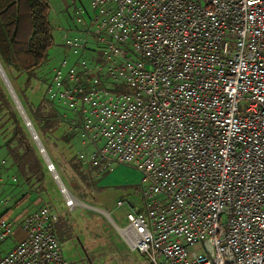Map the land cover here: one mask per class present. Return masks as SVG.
Returning a JSON list of instances; mask_svg holds the SVG:
<instances>
[{
    "label": "built area",
    "instance_id": "obj_1",
    "mask_svg": "<svg viewBox=\"0 0 264 264\" xmlns=\"http://www.w3.org/2000/svg\"><path fill=\"white\" fill-rule=\"evenodd\" d=\"M74 22L66 46L92 56L63 60L47 94L76 117L84 164L139 174L122 238L149 264H264V0H92ZM57 220L0 214L16 239L0 264H69Z\"/></svg>",
    "mask_w": 264,
    "mask_h": 264
},
{
    "label": "rangeland",
    "instance_id": "obj_2",
    "mask_svg": "<svg viewBox=\"0 0 264 264\" xmlns=\"http://www.w3.org/2000/svg\"><path fill=\"white\" fill-rule=\"evenodd\" d=\"M92 0H51L50 20L53 26L54 45L43 72L38 73L36 79L31 80L26 87L25 75L16 72L5 73L12 90L31 123L37 140L34 139L21 115L2 76L0 80L7 98L9 108H3L0 100V213L10 222H14L24 214L40 206H49L58 216L54 223V234L60 243L62 254L69 264H149L144 256L133 251L130 245L120 235V229L127 226V214L145 209L144 187L136 181L137 171L126 166H114L112 171L102 177L121 169L116 185L97 187L96 181L88 174H77L72 164L83 160L80 158L89 147H83L78 131L74 128V114L65 105H58L48 98L47 89L55 70L63 60L70 63L84 57L91 58V52L86 49H72L66 46V37L80 36L74 20L80 9L89 10ZM80 34V35H79ZM78 35V36H77ZM47 67V68H46ZM4 71V70H3ZM42 73V74H41ZM10 78V79H9ZM119 92H129L127 87H119ZM18 93H22L19 98ZM42 105L44 111L54 108L59 111L61 124L54 130L42 134L40 124H35L34 111ZM17 113L21 120L27 142L30 143L44 167L45 159L49 157L55 164L63 184L75 198L72 210L68 208L61 193L59 184L53 175L44 168V178L40 182L34 179L25 188L24 180L14 164L10 150L22 152L19 139L15 137L16 124L11 113ZM44 150V154L40 150ZM102 165V162H99ZM98 171L99 166L89 165ZM83 167V166H82ZM135 174V175H134ZM85 178V179H84ZM124 202V206L117 207V202ZM19 223H14L17 229ZM16 246V239L10 237L0 241V257L9 253Z\"/></svg>",
    "mask_w": 264,
    "mask_h": 264
},
{
    "label": "trees",
    "instance_id": "obj_3",
    "mask_svg": "<svg viewBox=\"0 0 264 264\" xmlns=\"http://www.w3.org/2000/svg\"><path fill=\"white\" fill-rule=\"evenodd\" d=\"M50 3L51 0H0V65L7 75L10 72L25 75L26 87L30 85L31 80L36 79L38 73L45 72L43 66L54 45ZM12 85L14 87V84ZM17 94L19 98L22 97V93ZM0 100L3 108H9L10 101L3 91L1 80ZM54 108L44 111L40 105L33 113V122L40 124L42 134L56 129L61 124L58 108ZM10 116L16 124L15 137L19 139V147L23 150L21 153L10 150L14 164L24 182L28 184L33 179L40 182L44 178L45 164L43 167L36 152L27 142L17 113L12 112ZM71 166L77 174L85 175L82 162L73 163ZM89 178L86 177V180L91 186Z\"/></svg>",
    "mask_w": 264,
    "mask_h": 264
},
{
    "label": "crops",
    "instance_id": "obj_4",
    "mask_svg": "<svg viewBox=\"0 0 264 264\" xmlns=\"http://www.w3.org/2000/svg\"><path fill=\"white\" fill-rule=\"evenodd\" d=\"M82 163H83V161H82ZM89 167H90L89 165L83 163V171L86 172L89 177L93 178L94 181H96L97 187H105V186H111V185H116L117 184L115 180L117 179L118 174L120 175V172H121L120 170L121 169H119L120 172L118 170H115L111 174L102 177L103 174H105V173L101 174V173H99V171H96V170H93V169H92V171H90ZM136 181L140 182V177L138 175H137ZM24 184H25V188L28 189V184L26 182H24ZM72 209L70 208V210H72ZM35 210H33V211H35ZM33 211H31V212H33ZM31 212H29V210H27V209L24 210V214L25 213H31ZM16 233H17V237L18 238L22 237V233H20L19 230H17Z\"/></svg>",
    "mask_w": 264,
    "mask_h": 264
},
{
    "label": "water",
    "instance_id": "obj_5",
    "mask_svg": "<svg viewBox=\"0 0 264 264\" xmlns=\"http://www.w3.org/2000/svg\"><path fill=\"white\" fill-rule=\"evenodd\" d=\"M0 75L2 76L6 86L10 90V93H11V95H12V97H13V99H14V101H15V103H16V105H17V107H18V109H19V111L21 113V115L23 116V119H24L27 127L29 128V130H30L31 134L33 135L34 139L37 140V137L35 135V131L33 130L32 126H31V123L28 121L27 117L25 116V114H24V112L22 110V107L19 104V101L17 100V97H16V95L14 94V92L12 90V86H11L10 82L8 81V79H7L6 75H5V72L3 71V68L1 67V65H0Z\"/></svg>",
    "mask_w": 264,
    "mask_h": 264
}]
</instances>
